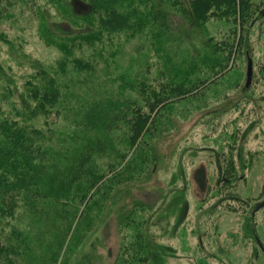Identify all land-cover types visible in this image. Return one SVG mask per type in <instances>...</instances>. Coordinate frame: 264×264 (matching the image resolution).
<instances>
[{"label": "rangeland", "instance_id": "rangeland-1", "mask_svg": "<svg viewBox=\"0 0 264 264\" xmlns=\"http://www.w3.org/2000/svg\"><path fill=\"white\" fill-rule=\"evenodd\" d=\"M57 1L64 6L63 20L56 8L45 7L55 36L39 31V20H27V14L11 27L10 41L0 39V122L36 143L28 145L32 163L26 168H33L28 194L9 204L0 200L6 204L0 207V264H36L61 243L60 256L45 264H78L85 254L91 264H123L141 243L152 247L160 264H264L258 246L264 248V207L256 211L264 202V0H252L260 10L242 32L232 19L197 21L188 0H156L154 12L162 13L158 24L141 14L150 12L149 5L139 13L130 8L127 25L141 24L139 31L104 33L92 44L76 36L89 27L99 31L100 21L74 10L75 0ZM230 39L242 42L229 73L197 101L172 110L175 126L156 140L151 173L112 190L103 204L96 198L90 218L95 226L86 234L71 219V189L63 190L66 169L76 165L78 149L89 141L86 112L94 104L133 98L137 80L156 84L185 73L195 79L211 57L227 54L223 48ZM249 58L254 75L247 87ZM111 139H101V153L93 158L99 173L117 165L114 157L128 150L123 132ZM227 166L233 170L229 183ZM9 210L15 214L2 212ZM132 215L140 226L129 225ZM137 234L145 241L137 244ZM19 246L32 247L35 259L16 255Z\"/></svg>", "mask_w": 264, "mask_h": 264}, {"label": "trees", "instance_id": "trees-1", "mask_svg": "<svg viewBox=\"0 0 264 264\" xmlns=\"http://www.w3.org/2000/svg\"><path fill=\"white\" fill-rule=\"evenodd\" d=\"M155 1L156 0H89V3H85L75 0L71 4L74 10L78 13H88L92 17H96L102 26L99 31L89 27L90 30L88 32L84 34L79 33L76 38L82 40L85 44H92L98 41L100 42L104 33L112 34L113 31L123 30L126 27L132 28L136 33L141 28V24L138 26V23L135 25H127L128 17L125 15V10L131 8L138 12L141 11L140 6L146 8V6L149 5L152 7L149 13L141 12V14L143 13L144 16L146 15L149 24H158L159 21H156L157 19L159 20L162 13L159 14V12H154L156 9ZM188 1L191 6L193 17H195L197 21L206 22L212 18L232 19L233 24L237 25L241 32L249 27L254 18H256L258 10H260L254 6L252 0ZM136 2H138L139 5ZM47 5L56 8L55 10L58 11L61 20L64 19L65 11L61 1L0 0V39L10 41L7 34H9L11 27L19 23L20 20H24L27 14V20H39L41 23L39 31L55 36L56 34L51 31L48 24L45 22V7ZM138 13L135 12L134 14ZM48 14L51 15L50 11ZM134 14H132V16H134ZM132 16L130 15V17ZM119 18H122V21ZM124 20L125 23L123 22ZM93 25L94 22H91L90 26ZM4 26L5 30H3ZM159 26L161 25L159 24ZM233 33L236 35L237 30ZM225 41L223 49L227 54L219 58L211 57L212 60L210 64L207 66L205 65V70L202 69L198 71L199 75L197 73L195 79L191 78L192 76L190 74L185 73L182 79H179L180 77L175 74L171 81L167 80L164 82L161 80L156 84L154 81L147 84L143 80H137L131 85V90L134 92L133 98L126 100L124 103L117 102L114 104L110 103L109 105H105V103H103L104 105L94 104V108L86 112L85 116L87 121H85V127L88 128V130H85V136L89 138V141L82 145L81 150L78 149L76 165L70 169H66V171H69L66 174L69 181H67L68 183L65 182L66 184L63 186V190L68 191L71 189L70 191L73 193L71 197L73 200L71 203H74L75 209L74 213L71 215V219L74 218V221L78 223L77 225L84 226L86 234L92 232L95 226V223H92L90 218L94 217L91 208L96 198L103 204L112 190L130 184V182L141 179L151 173L150 171L154 163H156V140L163 134L172 131L175 126L172 118L169 116L172 110L179 104L197 101V99L205 95L210 85L217 83L222 76L229 73L230 61L232 57L237 54L236 52L240 47L242 39H239V42L231 39ZM61 49L65 50L66 47H61ZM200 73L203 77H201ZM189 80L192 81L188 82ZM6 122L7 121L0 122V200L5 202L17 195L22 194V198H24L26 194H28L29 184H27V179L31 178L30 176L33 173L32 167L26 168V166H30L32 163V156L28 155L30 151L28 145L33 142V139H24V137H26L24 134L21 133V135H18L16 133L17 131L13 130L11 125ZM92 132L95 135L89 137ZM118 132H123V137L125 138L124 145L128 147V150L119 152L114 157L115 162L118 163H116L117 165L111 163L110 165L112 166H109L105 172L99 173L94 166L95 163H93V158L101 153L100 141L105 138L108 143H111V136ZM71 138L72 140L76 139V135ZM90 139H94L95 142H91ZM232 172L233 170L227 166L224 174L227 183H229V178L232 177ZM234 172L236 174V170H234ZM76 202L77 205H75ZM6 204H9V201H7ZM6 204L0 203V207H4L3 205ZM26 204L25 206L28 207L30 202L26 201ZM83 205V210H80V207L82 208ZM67 208H71V204H69ZM2 212L5 215H10V213L12 215L15 214L12 210ZM133 216L134 215L131 217L129 225L133 223L140 226L141 222L136 224L137 220ZM57 227L58 226L55 225L53 226L54 229ZM70 232H72L71 228L68 229L67 235H69ZM135 238L138 240L137 244H139V242H144L146 237L145 235L143 236V234H141V236L137 234ZM23 243L24 242H22L21 245H23ZM0 244H2L1 241ZM61 245L56 253L50 255L48 259H45L46 261L36 260V264H45V262L50 260L54 261L56 255L59 254L60 256V251L62 250ZM28 249H32V247H26V249L20 246L17 248L15 247V254L22 255L23 258L27 256V259L30 257L35 259L33 254H31L32 250ZM2 251H4V249L3 247L1 248L0 245V254ZM134 251L132 254L128 253L129 258L121 260L123 264L161 263L153 254L152 247L147 244L141 243L140 250H137L138 252ZM140 252H145V254L141 255ZM89 257L90 256L85 254L82 263L78 264H91V259ZM10 261H12V264L15 262L14 260ZM20 264H22V260Z\"/></svg>", "mask_w": 264, "mask_h": 264}, {"label": "water", "instance_id": "water-1", "mask_svg": "<svg viewBox=\"0 0 264 264\" xmlns=\"http://www.w3.org/2000/svg\"><path fill=\"white\" fill-rule=\"evenodd\" d=\"M253 61L249 58L248 59V68H247V81H246V85L247 87L250 86V83L252 82V79H253ZM262 207H264V202H261V204L256 208V211L260 210Z\"/></svg>", "mask_w": 264, "mask_h": 264}, {"label": "flooded vegetation", "instance_id": "flooded-vegetation-1", "mask_svg": "<svg viewBox=\"0 0 264 264\" xmlns=\"http://www.w3.org/2000/svg\"><path fill=\"white\" fill-rule=\"evenodd\" d=\"M259 247H260V249H262V251L264 250V248L263 247H261V245H258Z\"/></svg>", "mask_w": 264, "mask_h": 264}]
</instances>
